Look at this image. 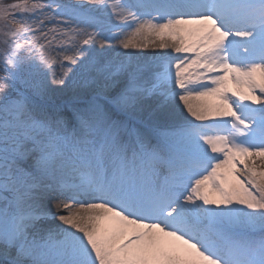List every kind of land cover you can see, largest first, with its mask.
<instances>
[{
	"label": "snow or ice",
	"instance_id": "obj_1",
	"mask_svg": "<svg viewBox=\"0 0 264 264\" xmlns=\"http://www.w3.org/2000/svg\"><path fill=\"white\" fill-rule=\"evenodd\" d=\"M0 264H264V0H0Z\"/></svg>",
	"mask_w": 264,
	"mask_h": 264
},
{
	"label": "bare ground",
	"instance_id": "obj_2",
	"mask_svg": "<svg viewBox=\"0 0 264 264\" xmlns=\"http://www.w3.org/2000/svg\"><path fill=\"white\" fill-rule=\"evenodd\" d=\"M145 51H151V50H145Z\"/></svg>",
	"mask_w": 264,
	"mask_h": 264
}]
</instances>
